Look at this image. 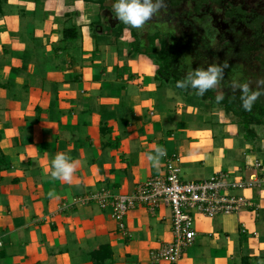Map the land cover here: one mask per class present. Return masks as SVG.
Wrapping results in <instances>:
<instances>
[{
    "label": "crops",
    "instance_id": "0c3cea01",
    "mask_svg": "<svg viewBox=\"0 0 264 264\" xmlns=\"http://www.w3.org/2000/svg\"><path fill=\"white\" fill-rule=\"evenodd\" d=\"M51 1L1 0L0 264H95L104 251L105 264H170L157 254L174 241L171 209L137 207L121 228L88 202L132 195L170 158L185 181L262 179L245 190L251 209L197 216L176 264H264V129L247 141L222 108L159 84L153 61L111 39L88 3L66 0L61 12ZM74 26L80 38L62 42ZM58 153L77 162L70 182L52 177Z\"/></svg>",
    "mask_w": 264,
    "mask_h": 264
},
{
    "label": "rangeland",
    "instance_id": "374dc122",
    "mask_svg": "<svg viewBox=\"0 0 264 264\" xmlns=\"http://www.w3.org/2000/svg\"><path fill=\"white\" fill-rule=\"evenodd\" d=\"M40 1V3H39ZM43 1L45 2L43 4ZM37 0L38 8H42V5L46 7V2L56 4V1L49 0ZM63 1L58 0V7L60 11H64L62 6L66 5ZM76 1V0H68ZM95 3L87 4L89 7L86 11L92 16H88L89 19L92 17L93 20L99 21V14L101 15L102 21L106 22L109 27L106 34L111 35V39L116 40V31L118 29L123 30L124 41L135 40L133 33L137 34L139 38L149 44L148 38L150 35L156 34L154 30L161 32L162 30L173 29V33L177 36V46L179 50L183 52V55L190 57L191 66L194 68H207L211 64L222 65L226 62H233L242 65L248 71L250 76L249 82L247 83L251 90L260 91L264 90L261 85L264 84V71L261 69L257 57L259 53H264V38L259 40L255 39L253 32H251L245 23H241L236 19H227L225 12L231 6H242L246 11L250 13L264 15V0H221V4H210L206 6L201 13L195 14L192 7L196 0H188L179 9H174L169 6L166 2L165 8L158 13L152 20L148 21L143 28L133 29L127 25L121 23L115 18L113 6L115 0H95ZM63 2V4H62ZM62 5V6H61ZM208 18L211 21L212 27L216 30L214 39L207 36L205 26L202 21L204 18ZM212 17V18H211ZM195 18L201 19L200 21ZM60 23L64 24V20H60ZM103 22V23H104ZM105 24V23H104ZM68 26H71L70 24ZM103 30V26H99ZM163 32V31H162ZM102 34V32H101ZM264 35V33H263ZM258 45L260 52H254L252 54L244 51L245 45ZM156 45L161 47V42L157 41ZM155 58H159V55H155ZM153 61V60H152ZM154 66L158 69L159 66L153 61ZM184 69V60L181 58L174 59L173 66ZM228 68V66H226ZM157 72V70H156ZM183 74L186 76L187 72L183 70ZM230 78L225 76L223 80L216 87L217 94L230 95L232 93L239 92L232 88L233 82H230ZM174 77L170 76L169 82H159L163 84V87L174 85ZM172 84V85H171ZM173 89H176L173 88ZM177 90V89H176ZM197 94V92H194ZM200 95L197 94V97ZM185 98V97H184ZM200 96V100H201ZM202 101V100H201ZM203 103V102H202ZM205 112L209 113L210 107L204 106ZM226 113L223 109L221 110ZM227 114V113H226ZM242 195H245V191H242Z\"/></svg>",
    "mask_w": 264,
    "mask_h": 264
},
{
    "label": "built area",
    "instance_id": "2783aa9c",
    "mask_svg": "<svg viewBox=\"0 0 264 264\" xmlns=\"http://www.w3.org/2000/svg\"><path fill=\"white\" fill-rule=\"evenodd\" d=\"M177 161L168 159L165 174L150 178L132 195L113 196L107 192H96L88 199L103 210L111 209L113 219L121 228L124 227V218L137 207H144L151 213L163 208L171 209L174 241L162 247L157 254L158 260L170 264L178 263L195 241L197 216L216 218L251 209L254 204L241 192L255 188L262 180L256 175L232 180L228 173L221 172L210 179L185 181Z\"/></svg>",
    "mask_w": 264,
    "mask_h": 264
},
{
    "label": "trees",
    "instance_id": "16d2710c",
    "mask_svg": "<svg viewBox=\"0 0 264 264\" xmlns=\"http://www.w3.org/2000/svg\"><path fill=\"white\" fill-rule=\"evenodd\" d=\"M37 1V0H32ZM87 3H95V0H82ZM169 2L170 6L172 8L180 7L184 4L185 0H166ZM40 3V1H39ZM221 4V0H198L196 3V13H201L203 9L207 6V4ZM1 0H0V12H1ZM248 12L244 11L240 7H230L226 10L225 16L227 19H236L238 21H242L245 24H247L248 28L252 30L254 33L255 39L259 40L260 38H264V15L254 14L252 16H248ZM195 20L200 21L201 19L195 18ZM202 21V20H201ZM205 30L207 33V36L209 39L212 40L215 37L216 30L211 25V21L206 17L204 18V21H202ZM161 29V28H159ZM154 30L156 34L150 35L148 38L149 44L147 45L146 41H143L139 38V36L135 33H133L135 37V41L132 43L131 52L135 54H141L145 55L151 60H153L158 67L156 72V80L158 82H169L170 76L174 73L181 74L183 73V70H185L187 73L192 71L193 69H196L191 66L190 57L183 55V52L179 50V47L177 46L176 38L177 36L173 33L172 30H162L159 32L158 30ZM123 30L118 29L116 31V39H121ZM81 31L79 27H69L65 28L62 33V42L68 43L76 41L80 38ZM161 42V47H158L156 45V42ZM244 51L247 53H254L259 51L260 49L258 45H245ZM155 55H159V58H155ZM184 60V69L178 67V65L173 66L174 59L181 58ZM257 61L259 62V65L261 69L264 71V53H259L257 57ZM228 68H224V74L225 76L230 78V82H240V83H248L250 76L248 74V71L245 67H243L240 64L233 63V62H226L225 64ZM184 78V77H183ZM182 77H174V85L175 87L181 91L184 94H189L192 92H196L192 89H183L177 87V81L183 79ZM251 90V89H250ZM254 91V90H251ZM260 92L261 94L257 97V99L253 102L251 110H244L241 106V100H240V92L232 93L230 95H223L224 99L217 103L216 102V96L217 91L216 88L209 90L205 93L202 98L206 101H210L212 105L218 106L222 108L228 115L233 116L238 121V124L242 127V130L244 132L245 138L247 141H255L258 138V132L257 129H264V90L255 91ZM105 252V258L97 257L95 254L94 260L95 264H105L106 259H109L111 255L107 252ZM99 253V252H97ZM108 264V263H107Z\"/></svg>",
    "mask_w": 264,
    "mask_h": 264
},
{
    "label": "clouds",
    "instance_id": "9594fccd",
    "mask_svg": "<svg viewBox=\"0 0 264 264\" xmlns=\"http://www.w3.org/2000/svg\"><path fill=\"white\" fill-rule=\"evenodd\" d=\"M166 6V0H115L113 11L114 16L124 25L133 29H141ZM227 65L211 64L207 68H196L188 72L186 76L177 81V87L192 89L198 95L204 96L209 90L215 89L224 78V68ZM264 87V84L261 85ZM232 88L238 90L241 106L244 110H251L253 102L261 94L251 91L247 83L233 82ZM224 99L222 94L216 96V102ZM159 155H163L161 149H157ZM157 162L153 156L148 157ZM76 163L71 161L64 153H58L52 161V177L64 181H71L75 172Z\"/></svg>",
    "mask_w": 264,
    "mask_h": 264
},
{
    "label": "flooded vegetation",
    "instance_id": "af4514ba",
    "mask_svg": "<svg viewBox=\"0 0 264 264\" xmlns=\"http://www.w3.org/2000/svg\"><path fill=\"white\" fill-rule=\"evenodd\" d=\"M187 1H188V0H185L184 4L187 3ZM197 1H198V0L195 1V4L193 5L194 7H192V8H193L192 11H194L195 14H198V13H196V11H195V10H196L195 7H196V3H197ZM84 2H85V1H84ZM166 2L169 4L168 1H166ZM86 3H87V2H86ZM88 4H89V3H88ZM184 4H183V5H184ZM211 4H213V3H211ZM183 5H182V6H183ZM209 5H210V4H207V6H209ZM169 6H170V4H169ZM182 6H180V7H182ZM170 7H171V6H170ZM180 7H176V8H174V9H179ZM231 7H237V8L240 7V8H242L244 11H246L242 6H231ZM246 12H248V14H249L248 16H249V17L252 16V15H254V13H250L249 11H246ZM99 15H100V14H99ZM100 16H101V15H100ZM100 18H101V17H100ZM211 18H212V17H211ZM102 20H103V19L100 20V23H95V24H96V25L98 24L97 26H103V29L108 30L109 27H106V26H108L107 23L104 22V21H102ZM103 22H104L105 24H104ZM241 23H244V22L241 21ZM245 26H247V24H245ZM247 28H248V26H247ZM248 29H249V28H248ZM170 30L173 31V29H170ZM249 30H250V29H249ZM250 31L252 32V30H250ZM104 32L107 33L108 31H104ZM173 32H174V31H173ZM253 35H254V33H253ZM176 39H177V38H176ZM134 41H135V40H134ZM190 61H191V60H190ZM182 70H183V69H182ZM171 76H173V77H178V76H180V77H182V78L185 77V75H184L183 73H181V74H176V73H174V74H172Z\"/></svg>",
    "mask_w": 264,
    "mask_h": 264
}]
</instances>
